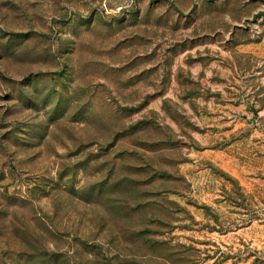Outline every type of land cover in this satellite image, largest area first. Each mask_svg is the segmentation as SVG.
Returning <instances> with one entry per match:
<instances>
[{
	"label": "rangeland",
	"instance_id": "374dc122",
	"mask_svg": "<svg viewBox=\"0 0 264 264\" xmlns=\"http://www.w3.org/2000/svg\"><path fill=\"white\" fill-rule=\"evenodd\" d=\"M0 264H264V0H0Z\"/></svg>",
	"mask_w": 264,
	"mask_h": 264
}]
</instances>
